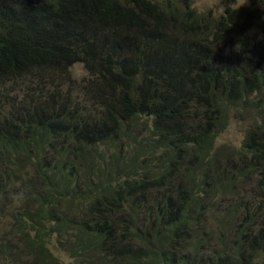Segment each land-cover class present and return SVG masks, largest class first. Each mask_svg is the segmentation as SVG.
<instances>
[{
  "label": "trees",
  "instance_id": "16d2710c",
  "mask_svg": "<svg viewBox=\"0 0 264 264\" xmlns=\"http://www.w3.org/2000/svg\"><path fill=\"white\" fill-rule=\"evenodd\" d=\"M231 5L0 0V264H264V14Z\"/></svg>",
  "mask_w": 264,
  "mask_h": 264
},
{
  "label": "rangeland",
  "instance_id": "374dc122",
  "mask_svg": "<svg viewBox=\"0 0 264 264\" xmlns=\"http://www.w3.org/2000/svg\"><path fill=\"white\" fill-rule=\"evenodd\" d=\"M231 3L233 8L244 7L254 11L259 10L264 14V2H258L256 0H231ZM193 4L199 13L212 15L215 19H219L225 14V0H193ZM71 73L73 80L77 85L83 83L89 78L88 72L82 64L75 65L72 68ZM252 116L259 118L261 113L255 112ZM253 126V119L249 117L248 114H239L237 117L231 118L227 129L220 133L218 137L216 144L217 149L220 148V153L225 154L226 148H223L222 146L234 149L241 148L248 129ZM54 252L60 257L63 264H73V260L66 254L56 250H54Z\"/></svg>",
  "mask_w": 264,
  "mask_h": 264
}]
</instances>
